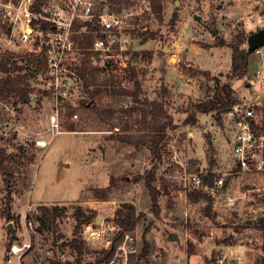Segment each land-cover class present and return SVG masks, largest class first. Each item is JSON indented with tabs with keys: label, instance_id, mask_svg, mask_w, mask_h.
Returning a JSON list of instances; mask_svg holds the SVG:
<instances>
[{
	"label": "rangeland",
	"instance_id": "obj_1",
	"mask_svg": "<svg viewBox=\"0 0 264 264\" xmlns=\"http://www.w3.org/2000/svg\"><path fill=\"white\" fill-rule=\"evenodd\" d=\"M133 1L131 8L137 14L122 37L123 48L108 58L111 63L104 73L114 74L124 87H130L133 81L127 65H135L145 95L164 101L174 126L162 142V157L157 158L147 146L124 143L113 136L124 132L125 122L132 133L138 132L140 103L130 96L102 94L96 101L100 108L118 110L114 117L118 126L94 122L84 114L82 105L89 94L83 79L61 97L50 84L53 76L43 63L29 79L34 87L31 100L0 97V144L24 160L12 197L7 196L0 172V264L16 263V257L9 254V242L27 240L32 247L22 264H78L70 244L75 237V209L81 206L86 212L95 211L97 217L110 219L125 202L135 204L143 213L132 231L138 237V252L148 246L149 264H209L215 244H229L238 254L239 259L229 258L226 264H260L264 255L260 226L264 218L263 178L229 175L218 201L208 196L192 200L184 193L183 178L189 171L219 173L232 167L231 125L223 118L220 121L217 112H203L198 105L214 96L223 83H230L238 94L244 86L242 80L255 77L262 65L264 77V57L255 51L249 55V73L242 78L232 76L233 49L228 45L238 31L245 30L249 36L264 27V0H165L162 21L151 12L150 0ZM173 14L178 18L171 24ZM139 29L154 31L156 37L143 41ZM221 41L224 44H216ZM32 55L44 61L42 56ZM83 57L93 64L105 62L91 55ZM19 61L28 71L35 67ZM18 72L14 69L12 74ZM69 106L75 108L72 115ZM56 113L61 133H56L51 121ZM191 118L196 122L188 121ZM152 169L160 191L159 215L152 210L145 181V174ZM108 186V199L95 194L96 188ZM7 203L19 222L9 221ZM41 205L65 208L54 228L39 229ZM83 257L91 261L95 253Z\"/></svg>",
	"mask_w": 264,
	"mask_h": 264
},
{
	"label": "built area",
	"instance_id": "obj_2",
	"mask_svg": "<svg viewBox=\"0 0 264 264\" xmlns=\"http://www.w3.org/2000/svg\"><path fill=\"white\" fill-rule=\"evenodd\" d=\"M107 7L102 0H0V54L22 51L42 56L53 76L50 84L65 97L67 91L77 88L82 79L78 67L86 51L105 64L116 49L123 48L122 37L137 13L131 7L120 11H111ZM83 34L94 35L91 47L80 46ZM263 49L264 46L254 51L264 57ZM262 73L263 65L257 69L255 77L242 80L244 86L238 93L239 101L223 113L224 121L231 125L233 132L232 167L219 173L186 172L183 178L186 195L202 192L218 201L227 188L229 175H260L264 182ZM56 99L58 101L59 97ZM59 120L58 113L51 116L56 133H61ZM229 199L234 200V197ZM119 233L121 237L113 257L98 264H132L133 255L138 253V237L132 230H124L114 220V215L101 221L96 217L83 224L79 234L91 249L101 250L110 249ZM31 247L29 240L12 243L9 254L16 257L15 264H22L23 256ZM212 254L209 264H226L229 258H239L229 244L213 245Z\"/></svg>",
	"mask_w": 264,
	"mask_h": 264
},
{
	"label": "trees",
	"instance_id": "obj_3",
	"mask_svg": "<svg viewBox=\"0 0 264 264\" xmlns=\"http://www.w3.org/2000/svg\"><path fill=\"white\" fill-rule=\"evenodd\" d=\"M165 0H150L151 12L162 21L164 18V4ZM133 0H102L103 5H108L111 11H120L124 7H131ZM178 18L177 14H173L171 24H174ZM93 29V27H91ZM136 28H133L134 31ZM143 37V41L148 38H155L156 34L150 30H138ZM248 35L245 30L238 31L234 39L228 42V45L233 49L232 54V76L236 78H242L249 73V55L252 51L248 49L244 54L241 53L245 41ZM94 40L93 34H83L80 38V46L83 48L91 47ZM216 44H224L223 41ZM86 56L90 55L86 51ZM19 60H25L27 64L35 65L34 69L28 71L24 65L19 63ZM45 60L38 59L35 55L24 54L16 52H5L0 54V97L8 98L16 96L22 98L24 101L31 100L34 93V87L31 86L29 81L30 76L34 75V71H38L42 68V64ZM111 63L107 60L105 64L98 65L93 64L91 59L84 57L82 64L78 67V73L81 75L84 88L89 94V99L83 102V108L85 116L94 122L107 123L112 128L117 127L118 123L114 121V117L118 114V110L114 107L100 108L96 98L102 94L118 95V96H130L132 99L141 105V117L138 119V132L132 133L128 122L123 124V133L114 134L118 140L124 143L132 144L135 146H147L154 153L157 158L162 157V142L168 135L169 128L174 126L172 115L167 110V107L163 100L150 99L143 92L142 83L138 79L137 69L135 65L128 64L127 70L130 72V80L133 81L132 86L124 87L122 81L118 77H115L112 73H104L107 71V65ZM14 69L19 70L16 75L12 74ZM25 70V72H23ZM27 70V71H26ZM104 73V74H103ZM239 101V95L230 83H223L216 89L214 96L210 97L204 102H201L198 106L203 112L215 111L218 114L220 121L223 118V113L232 108V106ZM69 114L74 113L73 107L69 106ZM188 121L196 122L195 118H191ZM126 131V133H125ZM2 137L0 136V139ZM34 156L31 157L33 159ZM24 160L20 158L18 153L7 152V150L0 144V172L4 187L7 191V196L12 197L14 182L17 178V172L20 170ZM212 173V172H210ZM146 185L151 194L152 210L156 215H159L161 211L159 194L160 191L155 185V170H149L145 174ZM110 187L96 188L95 194L103 199H108ZM191 199L198 201L201 198H205L206 194L202 192H194L189 194ZM209 198H212L208 196ZM7 216L10 220H17L10 209L9 203L6 208ZM65 208L60 205H41L39 207V213L37 220L39 223V229H52L55 227V222L62 216ZM96 212H86L81 206L77 207L74 212L76 219L75 237L71 240L70 244L76 252L78 264H98L110 260L115 252L117 241L121 237L119 233L112 243L110 249H91L80 235H77L82 225L93 221L97 216ZM143 213L137 211L135 204L130 202L122 203L114 213V220L124 227V230L130 231L134 229L142 218ZM260 224L264 233V218L261 219ZM13 239H15L14 232H11ZM12 241L8 243V248L11 246ZM264 250V243H263ZM93 251L95 253L94 260L84 261V254ZM149 254V248L147 245L143 249L132 257V264H149L147 257ZM209 261H207L208 263ZM260 264H264V255L260 260Z\"/></svg>",
	"mask_w": 264,
	"mask_h": 264
},
{
	"label": "water",
	"instance_id": "obj_4",
	"mask_svg": "<svg viewBox=\"0 0 264 264\" xmlns=\"http://www.w3.org/2000/svg\"><path fill=\"white\" fill-rule=\"evenodd\" d=\"M247 40L249 51H254L257 48L264 46V27H261L258 31L251 33ZM241 53H245L244 49ZM97 219L98 221H101L102 217L98 216ZM9 227H12V223L9 224ZM172 238H175V235H173Z\"/></svg>",
	"mask_w": 264,
	"mask_h": 264
},
{
	"label": "crops",
	"instance_id": "obj_5",
	"mask_svg": "<svg viewBox=\"0 0 264 264\" xmlns=\"http://www.w3.org/2000/svg\"><path fill=\"white\" fill-rule=\"evenodd\" d=\"M239 259V258H238ZM229 264V263H228ZM239 264H245V262H240Z\"/></svg>",
	"mask_w": 264,
	"mask_h": 264
}]
</instances>
